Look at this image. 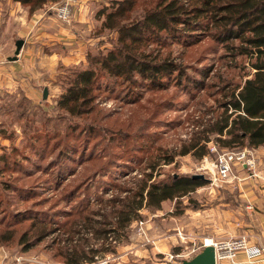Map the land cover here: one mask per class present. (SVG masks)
<instances>
[{
	"label": "rangeland",
	"instance_id": "rangeland-1",
	"mask_svg": "<svg viewBox=\"0 0 264 264\" xmlns=\"http://www.w3.org/2000/svg\"><path fill=\"white\" fill-rule=\"evenodd\" d=\"M51 3L31 12L17 0H0V264H65L62 253H71L74 244L98 250V264H181L200 252L195 248L205 237L246 235L264 245V181L254 177L241 181L239 188L224 184L215 189L204 178L202 186L162 202L159 209L144 205L135 215L126 211L128 203L138 204L136 192L144 182L196 174L194 165L201 157L195 153L207 154L209 141L216 142L218 136L202 131L215 122L224 99L210 94L214 88L203 90L202 84L214 83L216 71L228 73L227 51L220 47L213 60L198 62H213L206 76L187 71L182 82L190 89L171 79L160 88L144 89L140 99L129 104L111 92H100L94 110L73 118L57 101L65 92L60 80L79 57L65 64L29 62L22 71L10 68L15 65L9 57L15 55L16 41L30 37L33 26L19 23L20 15L28 10L34 19ZM111 6L110 0H83L82 8L95 26L104 18L100 11ZM49 12L54 14L53 9ZM95 31L87 32L92 39L84 55L97 45L110 47L109 40L116 36L98 38ZM167 43L160 49L151 46L158 54L180 56L186 65L209 40L186 47L174 40ZM58 44L63 51L62 40ZM229 73L237 77L239 72ZM191 139H199L198 146L182 154ZM258 154L257 167L264 174V154ZM36 213L42 214L40 221ZM84 215L91 216L93 229L80 227V233H72ZM234 216L239 219L232 225L228 221ZM139 221L143 231L138 230ZM179 231L185 235L182 241ZM169 253L178 255L169 258ZM244 259L241 255L238 264H264Z\"/></svg>",
	"mask_w": 264,
	"mask_h": 264
},
{
	"label": "trees",
	"instance_id": "trees-1",
	"mask_svg": "<svg viewBox=\"0 0 264 264\" xmlns=\"http://www.w3.org/2000/svg\"><path fill=\"white\" fill-rule=\"evenodd\" d=\"M17 1L35 12L57 0ZM110 3V10L100 11L104 18L91 30H96L94 37L98 38L116 34L109 40L112 45L105 49L97 45L95 50L86 52L84 59L60 80L65 89L57 101L60 109L73 118L88 114L97 106L100 92H111L124 99L122 102L135 103L144 89L160 88L171 79L177 81L176 86L190 89L183 84L182 77L188 70L206 76L213 62L201 66L198 62L213 60L221 47L230 58L225 67L239 73L235 77L229 70L227 74L216 71L213 73L216 76L212 74L217 79L214 83L202 84L203 90L214 88L210 94L224 98L215 122L202 132L218 135L216 142L225 149L264 146V0H110ZM172 40L185 47L204 40L209 43L186 66L180 56L170 57L152 49L151 42L160 49ZM199 142L191 139L182 154L195 149ZM205 153L202 150L195 154L202 157ZM204 183L191 175L144 182L136 192L138 204L129 207L128 203L126 211L135 215L144 205L159 209L162 202L183 197ZM90 217L84 215L81 225L71 232L80 233V227L93 229ZM39 218H43L42 214H38L36 219L40 221ZM85 248L74 244L71 253H62L65 264H98L99 251Z\"/></svg>",
	"mask_w": 264,
	"mask_h": 264
},
{
	"label": "built area",
	"instance_id": "built-area-1",
	"mask_svg": "<svg viewBox=\"0 0 264 264\" xmlns=\"http://www.w3.org/2000/svg\"><path fill=\"white\" fill-rule=\"evenodd\" d=\"M79 2L80 0L55 1L45 9V12L53 9L57 21L71 23L75 8ZM208 150L209 152L201 157L200 162L194 165V173L202 174L211 189L223 187L224 184H232V187L239 188V183L247 177H254L264 181V174L257 167V156L252 148L244 147L238 150H230L218 148L217 142L209 141ZM210 154H214V157L210 158ZM247 172L248 174H246ZM246 208L250 210L252 205L248 204ZM142 225L143 222L139 221V231H143ZM177 235L181 241L185 239L182 231H179ZM206 239L207 237L203 238L195 249L199 252L205 246H212L215 252V260L217 261L216 264L220 261L238 264L240 263L239 254H242L245 258L244 261L247 263H253L258 259L264 261V245L256 244L255 241L246 235L230 236L223 239L211 238L210 243H207ZM147 241L150 240L147 239ZM168 256L169 258L176 257L173 253L167 254Z\"/></svg>",
	"mask_w": 264,
	"mask_h": 264
},
{
	"label": "crops",
	"instance_id": "crops-1",
	"mask_svg": "<svg viewBox=\"0 0 264 264\" xmlns=\"http://www.w3.org/2000/svg\"><path fill=\"white\" fill-rule=\"evenodd\" d=\"M76 7L77 8H75L74 11L75 18H73L74 22L71 23L57 21L55 19V16H53L54 14H47L45 10L40 14L35 13L34 16H36V18L34 19L28 14V10L24 12V14H21L20 18L22 21H19V23L28 21L26 24H29V26L33 24V26H30L31 36L26 38L25 44L18 56V60L14 61L15 65H11V67H9L17 69L21 68L20 71H22L24 67L28 68L29 62L31 65L37 63L38 65H54L55 63L65 64L75 61L77 57H79V61L83 60L84 49L88 43L91 44L90 41L92 39L91 37H89L87 32L92 31L91 28L93 25L89 22L90 18H88V12L85 11L84 8H82L83 0H80ZM23 9L24 8H22V10ZM77 10L80 12H77ZM31 30L33 31V35ZM83 33L86 34V36L82 35ZM61 40L63 43V45H61L63 51L56 48V46L59 47L58 42ZM18 74L21 73L18 72ZM252 150L257 157H259L260 155L258 153L263 152L264 154V146L252 148ZM238 219L239 218L237 216H234L231 221H228V223L234 225L235 220ZM227 228L228 231L236 232L237 230L234 227Z\"/></svg>",
	"mask_w": 264,
	"mask_h": 264
},
{
	"label": "water",
	"instance_id": "water-1",
	"mask_svg": "<svg viewBox=\"0 0 264 264\" xmlns=\"http://www.w3.org/2000/svg\"><path fill=\"white\" fill-rule=\"evenodd\" d=\"M25 44V40L18 39L16 41V49L15 55L9 57V60L16 61L18 60V56ZM48 95V89L46 88L44 91V97L46 98ZM193 178L204 179L202 174H194L192 175ZM181 264H216L215 260V252L212 246H205L199 253L193 256L190 259L183 260Z\"/></svg>",
	"mask_w": 264,
	"mask_h": 264
},
{
	"label": "bare ground",
	"instance_id": "bare-ground-1",
	"mask_svg": "<svg viewBox=\"0 0 264 264\" xmlns=\"http://www.w3.org/2000/svg\"><path fill=\"white\" fill-rule=\"evenodd\" d=\"M207 240H210V241H211V238H209V239L207 238V239H206V242H207ZM216 262H217V261H216Z\"/></svg>",
	"mask_w": 264,
	"mask_h": 264
}]
</instances>
